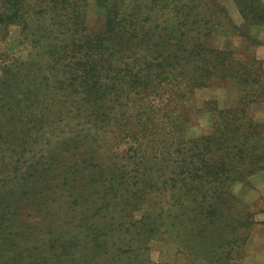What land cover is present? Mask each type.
<instances>
[{
    "label": "trees",
    "instance_id": "obj_1",
    "mask_svg": "<svg viewBox=\"0 0 264 264\" xmlns=\"http://www.w3.org/2000/svg\"><path fill=\"white\" fill-rule=\"evenodd\" d=\"M234 3L240 25L218 0H0L1 31L36 19L27 58L0 64V264H156L167 217L206 264L244 256L256 221L233 188L264 171V0ZM218 86L226 107L197 103Z\"/></svg>",
    "mask_w": 264,
    "mask_h": 264
},
{
    "label": "rangeland",
    "instance_id": "obj_2",
    "mask_svg": "<svg viewBox=\"0 0 264 264\" xmlns=\"http://www.w3.org/2000/svg\"><path fill=\"white\" fill-rule=\"evenodd\" d=\"M227 9L232 20L240 25L243 19L240 12L234 3V0H218ZM89 10V8H88ZM90 15H94V9L90 11ZM32 28L22 27L18 24H11L5 27L4 31L0 30V64L5 60L26 59L29 48L21 39L23 35L21 30H36L35 15L29 14ZM92 17V16H90ZM170 33L175 34L176 26L174 22L169 21ZM250 33L254 36L259 44L256 46L250 44V50L256 52L259 58L264 59V26H253L249 28ZM4 36V37H1ZM220 37V36H219ZM236 40L225 38L224 44L235 46ZM228 94L223 90V87L201 89L197 91L196 100L199 105H202L206 100L217 101L218 108H224L228 102ZM253 117L255 120L264 121V101L256 103L252 107ZM211 115L204 111L197 117V125L188 130L191 134L201 135L209 131V120ZM239 200H242L247 205L248 211L253 214V219L256 221L252 226L251 231L258 226L260 221L256 220V215L264 212V171H258L248 178L245 184H236L233 188ZM161 199L159 194L153 199L158 202ZM159 206V204H155ZM168 208V206H166ZM155 210H158L155 207ZM165 225L157 233L154 239L150 241L149 255L156 264H206L204 259L196 257L194 252L197 244L196 239H192V226L187 222L178 223L171 217L164 219ZM251 233V232H250Z\"/></svg>",
    "mask_w": 264,
    "mask_h": 264
},
{
    "label": "crops",
    "instance_id": "obj_3",
    "mask_svg": "<svg viewBox=\"0 0 264 264\" xmlns=\"http://www.w3.org/2000/svg\"><path fill=\"white\" fill-rule=\"evenodd\" d=\"M260 221L245 244L244 256L236 264H264V212L256 215Z\"/></svg>",
    "mask_w": 264,
    "mask_h": 264
}]
</instances>
